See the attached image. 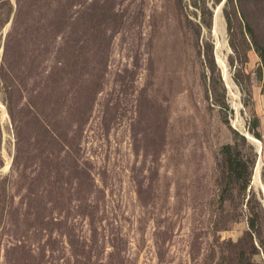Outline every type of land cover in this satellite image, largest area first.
I'll return each mask as SVG.
<instances>
[{
    "label": "rangeland",
    "instance_id": "obj_1",
    "mask_svg": "<svg viewBox=\"0 0 264 264\" xmlns=\"http://www.w3.org/2000/svg\"><path fill=\"white\" fill-rule=\"evenodd\" d=\"M0 264H264V0H0Z\"/></svg>",
    "mask_w": 264,
    "mask_h": 264
},
{
    "label": "bare ground",
    "instance_id": "obj_2",
    "mask_svg": "<svg viewBox=\"0 0 264 264\" xmlns=\"http://www.w3.org/2000/svg\"><path fill=\"white\" fill-rule=\"evenodd\" d=\"M217 46H218V44L216 45V48H217ZM216 59H217L218 64L222 67V74L224 76V79L226 80V86H227L230 94L232 95L233 100L235 101L237 98V92L235 91V86L232 84L229 75L225 72L224 56L221 57L219 48H218V50H216ZM8 165H9V163L6 164V168L8 167ZM254 180H257V171L254 174Z\"/></svg>",
    "mask_w": 264,
    "mask_h": 264
}]
</instances>
